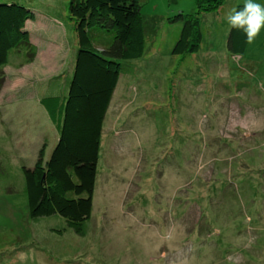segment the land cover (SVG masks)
<instances>
[{"label":"rangeland","instance_id":"obj_1","mask_svg":"<svg viewBox=\"0 0 264 264\" xmlns=\"http://www.w3.org/2000/svg\"><path fill=\"white\" fill-rule=\"evenodd\" d=\"M48 1L34 0L39 13ZM237 2L202 13L204 41L182 57L171 54L182 21L168 18L194 14L196 0L141 1L157 29L121 66L84 227L30 216L23 166L45 162L57 139L40 98L77 48L63 24L26 26L0 67V264L264 262V28L242 57L229 53ZM94 39L101 49L112 35Z\"/></svg>","mask_w":264,"mask_h":264},{"label":"trees","instance_id":"obj_2","mask_svg":"<svg viewBox=\"0 0 264 264\" xmlns=\"http://www.w3.org/2000/svg\"><path fill=\"white\" fill-rule=\"evenodd\" d=\"M141 1L68 0L62 14L55 11L77 49L66 79L52 82L40 98L56 128V143L45 162L41 157L33 167L23 166L30 216L35 221L60 216L84 227L91 218L104 122L121 79V66L143 56L147 29L154 33L157 29L156 17L146 25ZM224 1L196 0L194 14L178 12L168 18L171 23L182 21L173 56L198 51L204 41L200 15L219 10ZM34 10V0H0V67L7 63L9 51L27 37V20L34 17ZM106 31L112 42L96 48L95 36ZM248 44L244 31L230 26L228 52L242 57Z\"/></svg>","mask_w":264,"mask_h":264},{"label":"clouds","instance_id":"obj_3","mask_svg":"<svg viewBox=\"0 0 264 264\" xmlns=\"http://www.w3.org/2000/svg\"><path fill=\"white\" fill-rule=\"evenodd\" d=\"M227 22L232 28L243 30L247 42L251 44L264 28V5L255 0H245L242 8H233L228 13Z\"/></svg>","mask_w":264,"mask_h":264},{"label":"crops","instance_id":"obj_4","mask_svg":"<svg viewBox=\"0 0 264 264\" xmlns=\"http://www.w3.org/2000/svg\"><path fill=\"white\" fill-rule=\"evenodd\" d=\"M234 2H236L237 0H233ZM239 2V1H238ZM237 2V3H238ZM240 2H244V0H240ZM34 8H35V10L34 11H36V13L39 15V16H41L43 19H41V17H39V19H38V21L37 20H35V21H33L34 19L32 18V19H29V20H27V25H31V26H39L41 23V21H42V24H46V23H48V25H49V23L50 24H52V25H57V24H59V25H62L63 24V22L61 23V22H59V21H61L60 19H58V15L56 14V12H55V5L52 3V0H49L48 1V3L46 4V8H45V11H43V12H41V13H39L38 11V9H37V7L34 5ZM47 10H48V12H47ZM38 17V16H37ZM65 17V16H64ZM44 20V21H43ZM34 24H36V25H34ZM47 25V26H48ZM64 25V24H63ZM40 106H41V103H40ZM41 108L44 110V108L41 106ZM44 112L47 114V112L44 110ZM48 115V114H47Z\"/></svg>","mask_w":264,"mask_h":264}]
</instances>
